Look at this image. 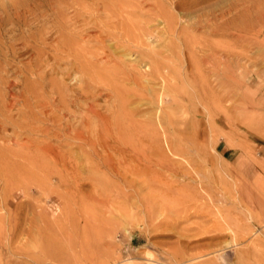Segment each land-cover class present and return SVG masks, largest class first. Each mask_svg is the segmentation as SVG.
<instances>
[{"label":"rangeland","instance_id":"1","mask_svg":"<svg viewBox=\"0 0 264 264\" xmlns=\"http://www.w3.org/2000/svg\"><path fill=\"white\" fill-rule=\"evenodd\" d=\"M260 143L264 0H0V264H264Z\"/></svg>","mask_w":264,"mask_h":264},{"label":"bare ground","instance_id":"2","mask_svg":"<svg viewBox=\"0 0 264 264\" xmlns=\"http://www.w3.org/2000/svg\"><path fill=\"white\" fill-rule=\"evenodd\" d=\"M252 10V9H251ZM247 12V11H246ZM224 15V14H223ZM252 16V15H251ZM231 19V18H230ZM249 20V19H248ZM228 24V23H227ZM235 26H236V24H235ZM236 28H237V26H236ZM224 29V30H223ZM242 29H244V28H242ZM222 31H225V32H228V31H232L231 32V35L234 37V38H232V39H235L237 42H247V43H249L250 41H249V37H247L246 36V34L247 33H244V35H240L239 33H237L236 32V30H235V27L233 26V24L232 23H229V25L228 26H226L225 28L224 27H222ZM247 31V30H246ZM244 32V31H243ZM227 34H229V33H227ZM249 35H251V34H249ZM246 51V50H245ZM230 54H232V53H230ZM227 55H229V54H227ZM233 55V54H232ZM232 55H230V56H232ZM235 55V54H234ZM229 56V57H230ZM239 56V55H238ZM235 57V56H234ZM245 57V56H244ZM227 58V57H226ZM237 60H238V57H237ZM220 61V60H219ZM214 64V63H213ZM153 68V67H152ZM219 69V68H218ZM107 76H109V75H107ZM5 80V79H4ZM8 84V83H7ZM9 86V85H8ZM168 88V87H167ZM167 91V90H166ZM91 92V91H90ZM122 92V91H121ZM124 100V99H123ZM161 101V100H160ZM119 104H122V103H119ZM124 104V103H123ZM122 104V105H123ZM126 105V104H125ZM124 107V106H123ZM122 111V110H121ZM125 111V110H124ZM89 112H90V110H89ZM119 113V112H118ZM5 114V113H4ZM122 113H120V115H121ZM126 115V114H125ZM119 116V115H118ZM117 116V117H118ZM123 116V115H122ZM116 117V118H117ZM119 118H121V117H119ZM166 119V118H165ZM164 122H163V125L165 126V128L167 129V131H169L170 130V126H171V121L167 118L166 120H163ZM83 124V123H82ZM122 124H123V122H122ZM60 125V124H59ZM66 126V125H65ZM121 126V125H120ZM86 127V126H85ZM123 127V126H122ZM170 127V128H169ZM89 128V127H88ZM124 129V128H123ZM133 129V128H132ZM49 130V129H48ZM72 130V129H71ZM120 130V129H119ZM125 130V129H124ZM88 131V130H87ZM133 131H135L134 129H133ZM88 132H91V130L90 131H88ZM82 133V132H81ZM137 133V132H136ZM123 134V133H122ZM150 134V133H149ZM92 135V134H91ZM80 136H82V135H80ZM147 136L148 137H146V142L148 143V145L149 146H151L152 147V149L153 150H155V151H158V150H160V145H159V142L158 141H156L155 139H152L151 137H150V135H148L147 134ZM154 136V135H153ZM76 137V136H75ZM90 138V137H89ZM170 138H171V136H170ZM83 139H85L84 137H83ZM82 138H81V140H83ZM140 138L136 135V141H138ZM166 144L168 145V143H170V141H169V139H167V137H166ZM171 140H173V139H171ZM178 140V139H177ZM85 141H87L86 139H85ZM146 143V144H147ZM91 145V144H90ZM105 145V144H104ZM102 146V145H101ZM168 147V149H169V151H170V153L173 155V156H178L179 155V150H180V148H178V147H175L174 145L173 146H167ZM107 148V147H106ZM162 149V148H161ZM163 150V149H162ZM121 152H123V151H120V153ZM133 153V152H132ZM123 154V153H122ZM133 155V154H132ZM131 155V156H132ZM135 155H138V154H135ZM144 155V154H143ZM123 157V156H122ZM124 158V157H123ZM130 157H128L127 159H129ZM139 158H141V157H139ZM132 159V158H131ZM130 159V160H131ZM136 159V158H135ZM168 159H169V157H168ZM162 161L163 160V162H165L166 161V158L161 154L160 156H159V161ZM133 162V161H132ZM162 162V164H164ZM7 164L9 165V162H7ZM170 164V163H169ZM157 165V164H156ZM171 167V166H170ZM170 169V168H169ZM8 171V170H7ZM165 171V170H164ZM6 173H8V172H6ZM9 175V174H8Z\"/></svg>","mask_w":264,"mask_h":264},{"label":"crops","instance_id":"3","mask_svg":"<svg viewBox=\"0 0 264 264\" xmlns=\"http://www.w3.org/2000/svg\"><path fill=\"white\" fill-rule=\"evenodd\" d=\"M258 154L262 159H264V143H260L258 145Z\"/></svg>","mask_w":264,"mask_h":264}]
</instances>
